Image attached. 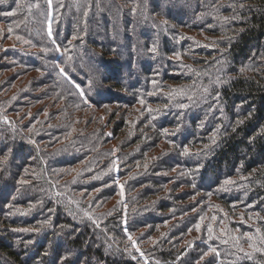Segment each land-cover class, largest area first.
<instances>
[{"label":"trees","instance_id":"obj_1","mask_svg":"<svg viewBox=\"0 0 264 264\" xmlns=\"http://www.w3.org/2000/svg\"><path fill=\"white\" fill-rule=\"evenodd\" d=\"M0 26V264H264V0H2Z\"/></svg>","mask_w":264,"mask_h":264},{"label":"rangeland","instance_id":"obj_2","mask_svg":"<svg viewBox=\"0 0 264 264\" xmlns=\"http://www.w3.org/2000/svg\"><path fill=\"white\" fill-rule=\"evenodd\" d=\"M3 28V26H0V29H2ZM18 38V37H17ZM10 44H11V42H10ZM0 50H2V49H0ZM32 77V75L31 74H26V75H24V79H30ZM33 113L34 112H32L29 116H26L27 118H24V120H28L29 119V117L31 116V115H33ZM5 114V113H4ZM22 114H25L26 115V113H22ZM0 118L1 119H3V118H7V115L5 114V116H2V115H0ZM17 118H18V116H17ZM8 119H6V121H7ZM112 145H113V143H112ZM0 162H2V163H5L6 164V159L4 158V157H0ZM1 169V168H0ZM1 193H3L2 191L0 192V194ZM208 248L211 250V247H209L208 246ZM144 258V260H146V257H143Z\"/></svg>","mask_w":264,"mask_h":264},{"label":"snow or ice","instance_id":"obj_3","mask_svg":"<svg viewBox=\"0 0 264 264\" xmlns=\"http://www.w3.org/2000/svg\"><path fill=\"white\" fill-rule=\"evenodd\" d=\"M0 2H2V0H0ZM8 14H11V13H8ZM49 35L51 36L52 33H51V29H49ZM57 50H59V48H57ZM152 51H155V46H153V48L151 49ZM179 54H177L178 56ZM61 72H63V69H61ZM141 103H143V101H141ZM6 119V118H5ZM197 228H199V225H197ZM257 251H259L260 249H256ZM211 251H215L214 249H211Z\"/></svg>","mask_w":264,"mask_h":264}]
</instances>
